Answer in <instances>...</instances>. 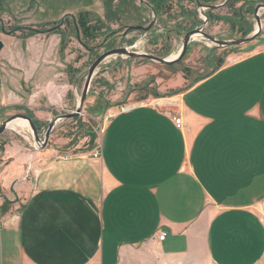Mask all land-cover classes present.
Segmentation results:
<instances>
[{"label":"crops","instance_id":"1","mask_svg":"<svg viewBox=\"0 0 264 264\" xmlns=\"http://www.w3.org/2000/svg\"><path fill=\"white\" fill-rule=\"evenodd\" d=\"M128 105L110 114L100 158L0 152V264L264 262V47Z\"/></svg>","mask_w":264,"mask_h":264},{"label":"rangeland","instance_id":"2","mask_svg":"<svg viewBox=\"0 0 264 264\" xmlns=\"http://www.w3.org/2000/svg\"><path fill=\"white\" fill-rule=\"evenodd\" d=\"M116 1L0 0V38L7 54L2 60V68L9 88L14 92L9 93L6 100L0 98V123L16 114L28 115L44 138L49 122L77 109L89 69L111 48L126 47L130 51L151 53L164 59L179 54L183 36L176 34L175 29L183 35L191 27L187 15L178 8L180 3L177 0L171 1L175 4L174 11L162 16L147 37L139 31L125 36L122 30L123 26L140 23L148 17L136 8L137 0L114 4ZM245 1L240 0L237 8H242L245 21L255 30L256 21L247 12ZM183 4V10L191 11L194 19V4ZM83 13H89L88 20L102 27L97 37L88 39L91 50L78 42L72 26V17L79 19ZM216 14L231 19L213 21L205 29L208 34L225 40L244 38L232 28L235 14L232 10L224 9ZM261 17L264 21V10ZM62 20L66 23L61 26V31L41 32L52 29ZM132 40L135 42L131 45ZM262 47L264 27L262 35L252 43L223 49L215 48L200 35L196 36L184 58L174 65H162L143 58H109L96 71L81 116L59 121L45 148L35 143L29 125H20L8 128L0 136V152L12 148L38 156L48 151L62 154H72L73 150L78 153L96 151L101 146L110 114L129 103L142 104L176 96L196 80L212 73L219 63L223 65L227 60H237L241 55ZM163 107L174 108L168 103Z\"/></svg>","mask_w":264,"mask_h":264},{"label":"flooded vegetation","instance_id":"3","mask_svg":"<svg viewBox=\"0 0 264 264\" xmlns=\"http://www.w3.org/2000/svg\"><path fill=\"white\" fill-rule=\"evenodd\" d=\"M171 1L172 0H137L136 8L138 9V11L145 13L146 16H148V17L145 18L144 21H140V23L123 26L122 30L124 32V35L126 36L130 32H133V31H139L142 34H144L145 37H147V34H149L154 29V27L157 25V23L159 22V20L162 16H164L167 13L169 14L170 12L174 11V5L175 4H171ZM177 1H178V3H180L179 6L177 5L178 8H180L181 12H183L185 15H187L186 20L189 23L188 25L191 27V29L186 31L183 35L177 29H175L176 34H178L180 37L183 36V40H184V36L187 33L191 32L193 30L199 29V28H203L204 33H206L209 36L216 38L215 36L208 34L205 31V29L208 26H210V24H212L213 21H224V19H227V20L231 19V18L228 19L224 16H219L218 14H216L217 11H222L224 9H230L235 13L232 16V19H233L232 28L234 30H236L239 33H242L244 35V38H246L248 36H252L258 30V21L256 19V9L260 5L264 6V0H247L244 2L248 7L247 12L249 13V15L252 14L255 21H256L257 27L254 30L253 25L251 23H249L248 21L246 22L244 16L241 14L242 8H237V5L240 2V0H177ZM183 3H187L189 5L194 4V6H195V11H193L194 19H193V17H191V14H192L191 11L183 10V8H184ZM263 10H264V8H262L258 11V15L260 17L261 25H262V31H261L260 36L263 33V27H264V23H263L264 21L261 17V12ZM203 13H205V16L203 15ZM149 16H151V17H149ZM72 19H73L72 20V26L76 30L78 42L80 44H82L86 49L91 50V48L89 47V45L87 43L88 39H86L84 37V35H82L83 32H82V29L79 25L78 18L72 17ZM65 23H66V20H62L59 24L54 26L52 29L47 30V31L44 30L41 32L46 33V32H51V31L52 32L61 31V26H63V25L65 26ZM90 24L94 25L93 23H90ZM100 25L103 26V24H100ZM132 27H142V28H145L148 30L147 31L130 30ZM178 27L179 26H177V28ZM249 29H251V31L249 33H247ZM19 30H21V29H19ZM2 32L4 33L5 30L2 29ZM36 32H38V31H36ZM113 33H115V32H113ZM196 36H199V35H196ZM200 36H202V35H200ZM110 37H112V36H110ZM204 39L207 40L206 38H204ZM216 39H218V38H216ZM218 40L231 41V40H236V39L234 38V39H230V40H225V39H218ZM106 41H107V39H106ZM207 41H209V40H207ZM134 42L135 41L132 40V41H130V44L132 45V44H134ZM209 42H211V41H209ZM212 44H214V43H212ZM214 47L218 48V49H223V48H220L216 44H214ZM120 48H126V47L111 48L108 51L114 50V49H120ZM108 51H106V52H108ZM152 55H154V54H152ZM175 57H176V55L173 56L172 58H175ZM220 64L221 63H219V65L216 66V69L220 67Z\"/></svg>","mask_w":264,"mask_h":264},{"label":"water","instance_id":"4","mask_svg":"<svg viewBox=\"0 0 264 264\" xmlns=\"http://www.w3.org/2000/svg\"><path fill=\"white\" fill-rule=\"evenodd\" d=\"M262 8H264V6L260 5L256 9V19L258 21V30L252 36H248L246 38H241V39H236V40H231V41H222V40H218L212 36L207 35L206 33L203 32V28H199V29H196V30H193V31L187 33L184 36L182 49L175 58L164 59V58H160V57H157V56L149 54V53H139V52H135V51H130L127 48L110 50V51L102 54L93 63V65L89 69V73L87 76L85 87H84L83 93L80 97L77 109L74 112H71L70 114H64V115L58 116L55 120L49 122L48 129L45 133L44 138H42L41 135L39 134L38 128H37L34 120L30 116L25 115V114L13 115L10 118H8L7 120L0 123V136L8 129L9 125L13 121L18 120V119L24 120L28 123V125L31 128L33 139H34L35 143L38 146H41V148H45L48 145V142L50 140V136H51L52 132L54 131V129H55V127L59 121L65 120V119H77L81 116L82 111H83V107H84V104L88 98L90 86H91L92 80L96 74V71L109 58H112V57H116V58L120 57L121 59L143 58V59H148V60L160 63L162 65H168V66L174 65V64H177L178 62H180L184 58L191 40L196 35H202L204 38H206L207 40L211 41L212 43L218 45L220 48L246 45V44H249V43H252L253 41H255L261 34L262 25H261L260 17L258 15V11ZM203 15L205 16V13H203ZM130 30L147 31L148 29H145L142 27H132ZM4 46H5V44H4L3 40L0 38V53L4 49Z\"/></svg>","mask_w":264,"mask_h":264},{"label":"trees","instance_id":"5","mask_svg":"<svg viewBox=\"0 0 264 264\" xmlns=\"http://www.w3.org/2000/svg\"><path fill=\"white\" fill-rule=\"evenodd\" d=\"M88 16H89V13L81 14V16L78 19V22H79V25L82 29L84 37L86 39H93V38L97 37V35H98V33H100L99 31L102 29V27H98L96 25L95 26L91 25L90 24L91 21H90V19L88 20ZM250 31H251V29H249L247 33H249ZM32 32H36V31L32 30ZM221 66H222V64H220V67ZM202 78H204V77H202ZM202 78L196 80V82L200 81Z\"/></svg>","mask_w":264,"mask_h":264},{"label":"built area","instance_id":"6","mask_svg":"<svg viewBox=\"0 0 264 264\" xmlns=\"http://www.w3.org/2000/svg\"><path fill=\"white\" fill-rule=\"evenodd\" d=\"M132 107H133V105H126V106H124L122 109H123V110H129V109L132 108ZM107 119H108V118H107ZM175 122H176L177 127L180 128V127H181V122H182L181 118H180V117L176 118V119H175ZM101 154H102V152H101V148H98V149L95 151L94 157H96V158H100V157H101ZM167 236H168V234H167L166 232H161V233L159 234V236L157 237V240H158L159 242H164V241L167 239ZM155 240H156V238H155ZM155 240H154V241H155Z\"/></svg>","mask_w":264,"mask_h":264},{"label":"bare ground","instance_id":"7","mask_svg":"<svg viewBox=\"0 0 264 264\" xmlns=\"http://www.w3.org/2000/svg\"><path fill=\"white\" fill-rule=\"evenodd\" d=\"M23 126V127H26V125H28V123L26 122V121H24V120H20V119H18V120H15V121H13L10 125H9V127L8 128H15L16 126Z\"/></svg>","mask_w":264,"mask_h":264}]
</instances>
